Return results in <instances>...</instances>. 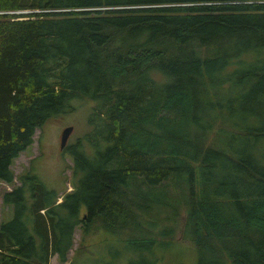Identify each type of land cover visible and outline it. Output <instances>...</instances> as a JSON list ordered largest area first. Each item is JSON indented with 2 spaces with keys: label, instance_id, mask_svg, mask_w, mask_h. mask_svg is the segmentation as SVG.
<instances>
[{
  "label": "trees",
  "instance_id": "obj_1",
  "mask_svg": "<svg viewBox=\"0 0 264 264\" xmlns=\"http://www.w3.org/2000/svg\"><path fill=\"white\" fill-rule=\"evenodd\" d=\"M83 99L96 151L70 152L73 189L15 186L36 128ZM0 181V264H64L96 220L174 222L169 183L196 264H264V0H0Z\"/></svg>",
  "mask_w": 264,
  "mask_h": 264
},
{
  "label": "rangeland",
  "instance_id": "obj_2",
  "mask_svg": "<svg viewBox=\"0 0 264 264\" xmlns=\"http://www.w3.org/2000/svg\"><path fill=\"white\" fill-rule=\"evenodd\" d=\"M153 77L159 80L160 76L153 73ZM70 104L74 107L70 113L59 114L54 119H48L42 127L36 128L32 146L22 151L11 166L15 175V186L21 185L17 180L19 177L32 173L47 190L57 194V203L62 201L61 197L65 193L73 189V159L70 152L82 148V153L92 156L96 151V147L83 140L85 134L90 133L88 117L95 105L87 99L72 100ZM66 127L73 130L66 140L65 147L61 148L59 138ZM80 143L81 147H78ZM11 188L12 186L9 187L0 181V222L11 217V209L2 206V193L10 191ZM164 188L168 190L169 200L178 213L174 222L159 221L161 217L163 219L164 214L159 217L142 214L143 225L138 231L125 227L107 231L102 227L101 221L96 220L89 228V234L84 237L77 226L74 229L72 250L67 253L68 261L64 264H196L195 245L183 237L186 213L178 197L181 196L180 188L174 183H169V186ZM170 211L167 209L165 212L171 214ZM84 213L85 210L82 209L81 214ZM165 229V236H162L161 231ZM130 236L135 240L149 241L144 244H151L153 247H149V253L143 247L133 252L126 244V239ZM50 264H59L55 256L50 260Z\"/></svg>",
  "mask_w": 264,
  "mask_h": 264
},
{
  "label": "water",
  "instance_id": "obj_3",
  "mask_svg": "<svg viewBox=\"0 0 264 264\" xmlns=\"http://www.w3.org/2000/svg\"><path fill=\"white\" fill-rule=\"evenodd\" d=\"M73 128L71 127H66L65 129L62 130L59 141H60V147H65L66 145V140L69 138L70 134L72 133Z\"/></svg>",
  "mask_w": 264,
  "mask_h": 264
}]
</instances>
